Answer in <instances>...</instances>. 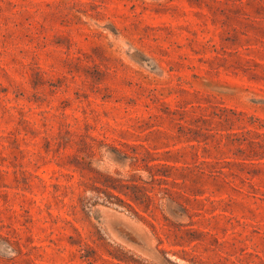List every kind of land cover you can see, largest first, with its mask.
Segmentation results:
<instances>
[{"label":"rangeland","instance_id":"1","mask_svg":"<svg viewBox=\"0 0 264 264\" xmlns=\"http://www.w3.org/2000/svg\"><path fill=\"white\" fill-rule=\"evenodd\" d=\"M0 264H264V0H0Z\"/></svg>","mask_w":264,"mask_h":264}]
</instances>
